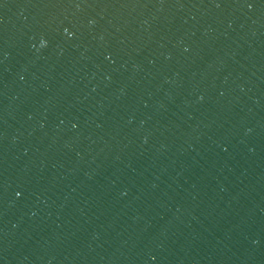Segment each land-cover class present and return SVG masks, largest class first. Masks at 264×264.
<instances>
[{"label": "water", "instance_id": "95a60500", "mask_svg": "<svg viewBox=\"0 0 264 264\" xmlns=\"http://www.w3.org/2000/svg\"><path fill=\"white\" fill-rule=\"evenodd\" d=\"M0 264H264V0H0Z\"/></svg>", "mask_w": 264, "mask_h": 264}, {"label": "snow or ice", "instance_id": "6c2138e0", "mask_svg": "<svg viewBox=\"0 0 264 264\" xmlns=\"http://www.w3.org/2000/svg\"><path fill=\"white\" fill-rule=\"evenodd\" d=\"M252 5L251 4H249V7H251Z\"/></svg>", "mask_w": 264, "mask_h": 264}]
</instances>
